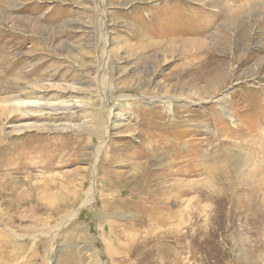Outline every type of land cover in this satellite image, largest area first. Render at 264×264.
<instances>
[{
    "label": "rangeland",
    "instance_id": "obj_1",
    "mask_svg": "<svg viewBox=\"0 0 264 264\" xmlns=\"http://www.w3.org/2000/svg\"><path fill=\"white\" fill-rule=\"evenodd\" d=\"M263 66L264 0H0V264H264Z\"/></svg>",
    "mask_w": 264,
    "mask_h": 264
},
{
    "label": "bare ground",
    "instance_id": "obj_2",
    "mask_svg": "<svg viewBox=\"0 0 264 264\" xmlns=\"http://www.w3.org/2000/svg\"><path fill=\"white\" fill-rule=\"evenodd\" d=\"M200 2H204L205 0H199ZM216 3V2H215ZM251 6V5H250ZM250 6H249V8H250ZM223 7H225V9L227 10L226 12H228V13H230V14H232V11H231V9H230V7L229 6H227V5H224ZM248 7V6H247ZM253 7V6H252ZM264 67V66H263ZM25 104H27V103H25ZM32 104V102L31 103H28L27 104V106L28 105H31ZM38 105V107L39 106H42L41 108L42 109H47V110H51L52 112H55V113H75L76 111H77V109H78V107H80L77 103H75L74 101H71V102H61V103H57V104H37ZM222 110V113H224L225 114V112H226V110L225 109H221ZM261 133V132H260ZM264 133V132H263ZM262 133V134H263ZM263 149V148H262ZM254 160V159H253ZM257 161V160H256ZM252 162V161H251ZM250 162V163H251ZM262 162V161H261ZM250 165H253V164H249V166ZM212 167V166H211ZM209 169H210V167H209ZM215 169V168H214ZM224 169V168H223ZM213 170V169H212ZM218 170V169H217ZM206 171V170H205ZM207 171H208V169H207ZM206 171V172H207ZM205 172V173H206ZM223 172H224V170H223ZM230 172V171H229ZM217 172H215V171H209L208 172V174H210V175H213V176H218L219 175V173L218 174H216ZM249 173V174H248ZM248 175H249V179L248 180H252L253 178L255 179V180H257L258 179V177H260V182H259V185H263L262 183L264 182V164L263 163H256L255 165H253L252 166V168H250L249 170H248ZM222 174V173H221ZM223 175H225L224 173H223ZM229 174H227L226 175V177L228 176ZM231 175V174H230ZM220 176V175H219ZM220 177H222V176H220ZM219 177V178H220ZM237 177V176H236ZM241 177V176H240ZM212 178V177H211ZM214 178V177H213ZM217 178V177H216ZM231 178V177H230ZM238 179V178H237ZM253 179V180H254ZM225 180V179H224ZM218 181H220V180H218ZM227 182H228V180H227ZM229 183V182H228ZM224 184H226V183H224ZM230 184V183H229ZM247 184H248V182H247ZM258 184V183H257ZM223 185V184H222ZM245 185V184H244ZM241 186V185H240ZM246 187V186H245ZM161 213V212H160ZM202 213V212H201ZM156 217V220H162V221H166V222H170V220L169 219H171V220H175V222H177V226L178 225H180L179 223L181 222V217L179 218V215L177 214V215H170V214H167L166 212L165 213H161L160 215H155ZM169 220V221H168ZM170 230V229H169ZM171 231V230H170ZM184 236V235H183Z\"/></svg>",
    "mask_w": 264,
    "mask_h": 264
}]
</instances>
